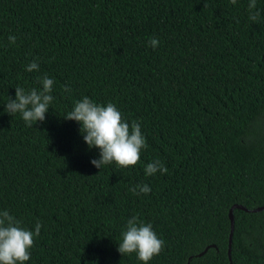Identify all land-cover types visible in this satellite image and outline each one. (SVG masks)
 I'll use <instances>...</instances> for the list:
<instances>
[{
  "label": "trees",
  "instance_id": "16d2710c",
  "mask_svg": "<svg viewBox=\"0 0 264 264\" xmlns=\"http://www.w3.org/2000/svg\"><path fill=\"white\" fill-rule=\"evenodd\" d=\"M249 3L0 0V212L42 224L25 264H143L118 251L133 216L164 241L149 264H264V210H233L228 256L229 209L264 207V0L257 22ZM45 75L54 99L29 127L5 105ZM84 97L141 125L137 165L91 163L65 119ZM157 160L167 174L147 175Z\"/></svg>",
  "mask_w": 264,
  "mask_h": 264
},
{
  "label": "clouds",
  "instance_id": "9594fccd",
  "mask_svg": "<svg viewBox=\"0 0 264 264\" xmlns=\"http://www.w3.org/2000/svg\"><path fill=\"white\" fill-rule=\"evenodd\" d=\"M233 4L236 0H231ZM256 9V0H250L249 19L257 22L260 18ZM9 41L15 44L16 37L10 36ZM149 44L155 49L159 45L157 38H151ZM27 72L39 70L36 61L27 65ZM42 89L33 88L25 91L24 88H15L16 97L10 96L5 105V111L14 116L21 114L29 127L46 119V113L53 102L54 81L47 75L40 79ZM65 92H70L68 87ZM67 120L76 121L82 125L84 141L90 149H100V158L93 159L91 163L98 169L115 162L122 168L135 166L140 161L141 150L146 148L145 137L141 132V125L135 121L130 125L122 118L120 111L112 104L98 105L88 97L77 101L73 109L65 117ZM160 172L167 174L168 169L160 161H153L145 168V173L152 176ZM134 195L148 194L151 188L144 185H135L131 188ZM42 224L37 223L35 232L21 226V222L7 210L0 212V264H25L30 260V249L34 246L35 238L40 236ZM165 244L158 238L151 224L138 223L137 217L128 220L127 230L123 233L122 242L118 244V251L125 256L135 253L143 264L149 262L161 253Z\"/></svg>",
  "mask_w": 264,
  "mask_h": 264
},
{
  "label": "water",
  "instance_id": "95a60500",
  "mask_svg": "<svg viewBox=\"0 0 264 264\" xmlns=\"http://www.w3.org/2000/svg\"><path fill=\"white\" fill-rule=\"evenodd\" d=\"M234 209H240V210H243L246 212H260V211L264 210V207H260V208L253 209V210H248L241 205H233L229 209V211H228V217L230 220V233H229V238H228V256H229V259L231 256L232 236H233V230H234V216H233V210ZM207 250H208V247L203 252H201L198 256H202ZM230 264H231V262H230Z\"/></svg>",
  "mask_w": 264,
  "mask_h": 264
}]
</instances>
